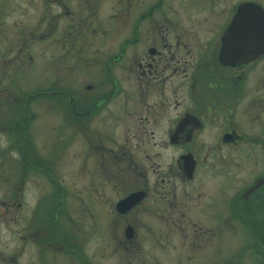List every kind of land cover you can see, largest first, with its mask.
<instances>
[{
	"label": "flooded vegetation",
	"instance_id": "1",
	"mask_svg": "<svg viewBox=\"0 0 264 264\" xmlns=\"http://www.w3.org/2000/svg\"><path fill=\"white\" fill-rule=\"evenodd\" d=\"M55 1L60 11L52 13L42 0L43 20L50 21L42 30L52 34L59 24L52 42L81 63L90 54L83 69L89 81L83 90L76 88V97H70L71 87L60 88V97H48V107L60 112L63 124L70 119L79 160L89 159L88 169L79 165V172L88 175L84 193L89 191L94 206L105 205L112 214L107 228L124 225L128 246L117 237L115 248L120 243L125 250L141 252L152 235L153 244L161 248L163 225L205 230L202 215L223 229L230 223L227 214L236 219V226H250L253 239L264 245L258 232L264 236V162L254 173L264 161V97H243L248 79L254 86L264 83V51L237 62L221 55L222 37L236 5L251 2L264 11V0H237L230 14L224 0L218 9L215 0H123L121 13L100 15V0ZM200 6L206 7L195 13ZM239 36L236 30V43ZM67 67L64 64V73ZM78 69L82 73V67ZM235 149L245 151L238 158L232 154ZM163 152L168 156L164 165L157 161ZM247 156L255 161L254 168L244 172L246 179L253 172L250 183L227 197V167ZM211 176L218 181L215 190L199 203L202 181ZM98 185L101 195L96 196ZM105 185L119 193L112 202L102 200ZM76 191L80 195L83 190ZM132 193L139 195L137 200L118 210V202ZM126 227L132 229L130 238L124 234ZM137 227L142 232H136ZM184 239L189 247L194 245L192 238ZM55 242L48 238L45 245L56 247Z\"/></svg>",
	"mask_w": 264,
	"mask_h": 264
},
{
	"label": "rangeland",
	"instance_id": "2",
	"mask_svg": "<svg viewBox=\"0 0 264 264\" xmlns=\"http://www.w3.org/2000/svg\"><path fill=\"white\" fill-rule=\"evenodd\" d=\"M236 1L224 0L227 14L232 12ZM122 2L100 0L96 13H121ZM46 4L47 12L60 11L55 0H46ZM219 4L220 0H215L216 9ZM44 6L42 0H0V264H264V245L253 239L250 226H236V219L228 214L230 223L223 229L217 224L212 226L206 216L199 215L205 230L179 231L163 225L161 248L153 244L155 235H152L151 240L146 237L141 252L125 250L120 244L124 241L128 246L123 237L124 225L107 228L105 224L112 214L105 205L95 207L96 199L87 195L89 191L84 193L89 188L88 175L84 170V175L79 172L82 163L77 155L79 141L77 134H73L70 119L63 124L60 112L55 113L48 107V97H60V88L71 87L67 89L70 97H76V88L82 89V84L89 81L83 69L89 66L85 63L90 61V54L81 63L75 55L64 53L58 43L52 42L59 24L52 34L50 29L42 30L50 22L43 20ZM205 7L194 8L195 13ZM172 8L177 9L174 3ZM38 31L46 33L42 35ZM64 64H68L66 73ZM261 77L264 82V76ZM247 81L243 97H264V83L254 86L251 80ZM20 99L25 100L23 105L18 103ZM261 112L264 120V110ZM71 118L74 121L73 115ZM24 144L34 153L27 152V160L31 162L36 156L42 165L35 168L34 164L27 163L32 166L30 169L21 160V152L26 151ZM17 146L22 147L21 152ZM244 151L235 149L232 154L239 158ZM165 156L163 152L157 159L163 160L162 165L168 159ZM247 158L241 164L227 167V197L250 183L253 172L247 179L244 172L254 168L252 161H255ZM85 160L82 164L88 169L89 159ZM263 162H258L259 169L254 173L261 171ZM216 179L211 176L202 181L203 196L199 203L215 190ZM78 188L83 190L80 195ZM97 189L95 194L99 196L100 185ZM53 192L59 193V206L57 203L52 206V201L49 206L43 205ZM118 194L117 189L113 191L105 185L102 200L112 202ZM85 202L90 204L86 208ZM245 218L250 219L244 215ZM142 230L137 227L135 231ZM199 231L203 232L198 234ZM182 232L187 235L183 237ZM117 237L120 243L115 248ZM48 238L56 241V247L45 245ZM184 238H192L194 245L189 247Z\"/></svg>",
	"mask_w": 264,
	"mask_h": 264
},
{
	"label": "water",
	"instance_id": "3",
	"mask_svg": "<svg viewBox=\"0 0 264 264\" xmlns=\"http://www.w3.org/2000/svg\"><path fill=\"white\" fill-rule=\"evenodd\" d=\"M236 30L241 41L236 43ZM264 51V11L256 4L242 2L236 5L235 11L222 37L221 55L228 62L246 61ZM257 183L249 188L253 190ZM138 194L132 193L117 204L118 210L123 212L137 200ZM124 234L132 236V229L126 227Z\"/></svg>",
	"mask_w": 264,
	"mask_h": 264
},
{
	"label": "trees",
	"instance_id": "4",
	"mask_svg": "<svg viewBox=\"0 0 264 264\" xmlns=\"http://www.w3.org/2000/svg\"><path fill=\"white\" fill-rule=\"evenodd\" d=\"M18 101H19V102H18ZM18 101H17V102H18L20 105H23V103H24L25 100L22 101V100L20 99V100H18ZM24 145H25V144H24ZM17 147H18L19 151L21 152V150H22L21 148H22V147H20V146H17ZM16 149H17V148H16ZM24 149H25L26 151H24V152L22 151V152H21V157H22L21 159H22L24 162H26V164H27V163H29V164H31V165L34 164L35 168L38 167V166L40 165L38 162H34V163H33V162H30V161L27 160V157H26V156L29 155V153H27V152L30 151L32 154H34V153L32 152V150H31L28 146H26V145H25ZM29 164H27V166H30ZM30 168H31V167H30ZM51 198H52V199H51ZM50 199H51V200H50ZM59 199H60L59 193L53 192L52 195H51V196H47V198H46V199L44 200V202H42V203H43V205H48V206H49L50 203H51V201H52V203H51L52 206H53V204H56V203H57L58 206H59V202H58ZM49 200H50V201H49ZM48 201H49V202H48ZM48 206H46V208H49V209H50V207H48ZM58 206H57V207H58ZM51 212H52V211H51ZM53 214H54V213L52 212V215H53ZM51 221H52V219H51ZM51 221L48 223V226H49L50 228H51V226H52V225H50V224H51ZM50 230H51V229H50ZM54 231H55V230H54ZM258 232H259V235H260L261 237H264V236H263V232H262L261 230H258Z\"/></svg>",
	"mask_w": 264,
	"mask_h": 264
}]
</instances>
